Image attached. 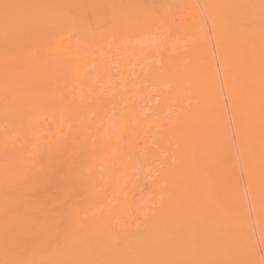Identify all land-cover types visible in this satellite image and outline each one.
I'll use <instances>...</instances> for the list:
<instances>
[{"label": "bare ground", "instance_id": "6f19581e", "mask_svg": "<svg viewBox=\"0 0 264 264\" xmlns=\"http://www.w3.org/2000/svg\"><path fill=\"white\" fill-rule=\"evenodd\" d=\"M0 264H264V0H0Z\"/></svg>", "mask_w": 264, "mask_h": 264}, {"label": "rangeland", "instance_id": "374dc122", "mask_svg": "<svg viewBox=\"0 0 264 264\" xmlns=\"http://www.w3.org/2000/svg\"><path fill=\"white\" fill-rule=\"evenodd\" d=\"M185 14H186V13H184L183 16H181V17L179 18V21H180V22L185 21L186 18H187V20H189L188 18H190V17L192 16L191 14H187V15L185 16ZM189 15H190V16H189ZM187 16H189V17H187ZM178 17H179V16H178ZM182 17H184L185 19H183ZM175 19L178 20V18H175ZM180 19H181V20H180ZM175 22H176V21H175ZM176 23H177V22H176ZM178 23H179V22H178ZM212 45L214 46V43H213V42H212ZM218 60H219V61H218ZM214 62H216L215 64L217 65V67H219V65H220V63H219V62H220V59H219L218 57H216V58L214 59ZM222 87H223V88H222V93L225 95V91H224V90H226V89H225V87H224L223 85H222ZM227 101H228V100L226 99V101H225V102H226V103H225V104H226L225 109H227L226 111H228V113H226V114H228V116H227V117H228V121L230 120V123H229V124H231L230 126H231V129H232L233 135H234V141H235L236 147L238 148L239 142H238L237 137H235V133H234L235 130H234V127H233V126H234V125H233L234 123H232V122H234V116H233L234 114H232L233 111L230 109V108H231V107H230L231 103H230L229 101H228V102H227ZM226 107H227V108H226ZM229 107H230V108H229ZM229 110H230V111H229ZM232 117H233V118H232ZM231 118H232V119H231ZM236 140H237V141H236ZM238 149H239V148H238ZM241 168H242V167H241V164H240V169H241ZM146 185H147V184H143V185H142V187H143V188L141 187V190L143 189V190L141 191L142 193H146V192H144V191H148V187H147L148 185H147V186H146ZM144 186H145V187H144ZM144 188H146V189H144ZM136 196H138V193H137V195H136V194L134 195V198H137Z\"/></svg>", "mask_w": 264, "mask_h": 264}]
</instances>
